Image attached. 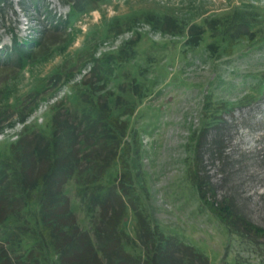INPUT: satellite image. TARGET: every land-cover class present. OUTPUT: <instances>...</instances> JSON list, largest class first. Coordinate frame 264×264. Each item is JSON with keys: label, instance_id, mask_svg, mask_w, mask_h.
Segmentation results:
<instances>
[{"label": "rangeland", "instance_id": "rangeland-1", "mask_svg": "<svg viewBox=\"0 0 264 264\" xmlns=\"http://www.w3.org/2000/svg\"><path fill=\"white\" fill-rule=\"evenodd\" d=\"M67 2L1 0L0 158L23 124L48 136L53 113L77 114L81 93L92 101L106 98L127 132L122 160L108 169L102 188L128 171L131 202L155 236L191 247L209 264L264 262L261 242L228 234L200 206L190 180L195 142L203 129L212 133L218 115L230 194L254 222L264 218V0H85L72 15ZM40 6L53 23L67 21L47 29ZM235 26L246 35L230 38ZM15 39L41 41L25 45L31 46L28 56L17 60ZM83 78L91 86L82 85ZM134 82L138 95L128 90ZM116 95L121 107L112 102ZM123 106L134 108L122 114ZM209 149L202 150V160L213 181L217 163ZM87 178L89 172L74 173L63 193L78 228L93 242L98 208L90 201L92 187L85 189ZM129 207L122 230L141 255Z\"/></svg>", "mask_w": 264, "mask_h": 264}, {"label": "trees", "instance_id": "trees-1", "mask_svg": "<svg viewBox=\"0 0 264 264\" xmlns=\"http://www.w3.org/2000/svg\"><path fill=\"white\" fill-rule=\"evenodd\" d=\"M67 3L72 15L80 12L85 0H68ZM36 9L39 14L42 12L41 20L49 30L62 27L67 21L55 19L53 23L46 7ZM242 21L237 23L243 24ZM233 29L230 38L246 35L239 33L238 26ZM40 41L13 40L12 49L18 54L17 60L28 56L31 46L25 45L38 46ZM6 57L7 60L8 55ZM81 84L91 86L85 78ZM139 87L134 82L128 90L138 95ZM80 97L82 105L77 114L68 109L53 113L48 136L23 124L8 146V155L0 158V226L6 228L0 238V264H209L204 255L191 247L161 235L155 236L131 202L135 196L129 190L133 178L128 171L102 188L100 182L108 169L122 160L120 150L126 144L127 122L112 113L106 98L101 100L97 96L92 101L85 93ZM120 100V95H116L112 102L121 107ZM123 107L122 114H129L134 108ZM215 118L218 121L212 125V133L203 129L195 142L191 184L200 206L228 234L249 244L261 242L264 246V218L254 222L230 194V171L220 157L223 150L218 134L221 121L218 115ZM18 122H24L23 115ZM206 145L214 155L212 162L217 163L218 178L213 181L204 174L202 150ZM84 171L90 173L85 189L92 187L90 201L98 208L92 221L93 242L78 228L63 193L65 183L73 174ZM127 205L138 227V239L143 246L141 255L133 253L135 242L122 230ZM85 207L89 209L90 205L85 204ZM22 237L28 239V247L24 246ZM130 246L132 251H126Z\"/></svg>", "mask_w": 264, "mask_h": 264}]
</instances>
